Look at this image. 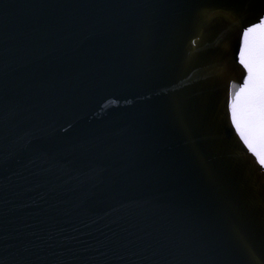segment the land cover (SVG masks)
<instances>
[{
  "label": "water",
  "instance_id": "95a60500",
  "mask_svg": "<svg viewBox=\"0 0 264 264\" xmlns=\"http://www.w3.org/2000/svg\"><path fill=\"white\" fill-rule=\"evenodd\" d=\"M260 3L0 0V264H264V169L227 113ZM161 220L207 254L142 246Z\"/></svg>",
  "mask_w": 264,
  "mask_h": 264
},
{
  "label": "snow or ice",
  "instance_id": "6c2138e0",
  "mask_svg": "<svg viewBox=\"0 0 264 264\" xmlns=\"http://www.w3.org/2000/svg\"><path fill=\"white\" fill-rule=\"evenodd\" d=\"M207 11L200 9L196 19L204 18ZM231 11L235 12L234 9ZM224 12L225 9L218 8L216 14ZM233 20L239 30L241 41L238 63L245 70L246 78L239 92L232 95L227 105V113L230 114L231 125L240 140L264 169V0H261L259 7L256 8L254 20H247L238 13L233 15ZM257 35L258 41H250V37ZM192 43L195 44V41ZM231 87L236 86L232 84ZM241 100L244 101L243 113ZM225 221L226 217H221V223ZM261 227L264 228V208L261 214ZM148 235L150 240L141 238L142 246L152 249L156 255L172 256L178 261H191L207 254L199 233L186 223L171 221L166 223L161 220L154 227L153 233Z\"/></svg>",
  "mask_w": 264,
  "mask_h": 264
}]
</instances>
